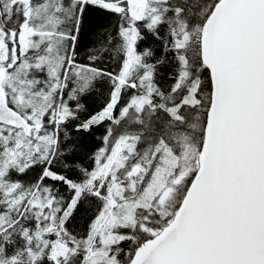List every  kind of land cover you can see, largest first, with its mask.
I'll use <instances>...</instances> for the list:
<instances>
[{
    "label": "snow or ice",
    "instance_id": "obj_1",
    "mask_svg": "<svg viewBox=\"0 0 264 264\" xmlns=\"http://www.w3.org/2000/svg\"><path fill=\"white\" fill-rule=\"evenodd\" d=\"M0 264H264V0H0Z\"/></svg>",
    "mask_w": 264,
    "mask_h": 264
},
{
    "label": "rangeland",
    "instance_id": "obj_2",
    "mask_svg": "<svg viewBox=\"0 0 264 264\" xmlns=\"http://www.w3.org/2000/svg\"><path fill=\"white\" fill-rule=\"evenodd\" d=\"M102 102H103L102 98H93L92 100L89 101L90 108L96 110L100 107Z\"/></svg>",
    "mask_w": 264,
    "mask_h": 264
},
{
    "label": "trees",
    "instance_id": "obj_3",
    "mask_svg": "<svg viewBox=\"0 0 264 264\" xmlns=\"http://www.w3.org/2000/svg\"><path fill=\"white\" fill-rule=\"evenodd\" d=\"M98 131H99V132H102V131H103V129H99Z\"/></svg>",
    "mask_w": 264,
    "mask_h": 264
}]
</instances>
